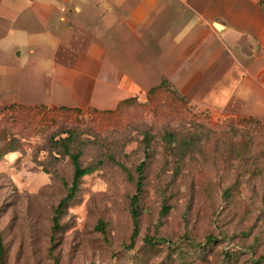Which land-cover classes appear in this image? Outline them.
Returning <instances> with one entry per match:
<instances>
[{
  "label": "rangeland",
  "instance_id": "374dc122",
  "mask_svg": "<svg viewBox=\"0 0 264 264\" xmlns=\"http://www.w3.org/2000/svg\"><path fill=\"white\" fill-rule=\"evenodd\" d=\"M67 131L95 170L55 226L73 173ZM0 152V264H264V114L149 96L112 113L11 105Z\"/></svg>",
  "mask_w": 264,
  "mask_h": 264
},
{
  "label": "crops",
  "instance_id": "0c3cea01",
  "mask_svg": "<svg viewBox=\"0 0 264 264\" xmlns=\"http://www.w3.org/2000/svg\"><path fill=\"white\" fill-rule=\"evenodd\" d=\"M163 79L191 107L263 115L260 0H0V108L114 110Z\"/></svg>",
  "mask_w": 264,
  "mask_h": 264
},
{
  "label": "trees",
  "instance_id": "16d2710c",
  "mask_svg": "<svg viewBox=\"0 0 264 264\" xmlns=\"http://www.w3.org/2000/svg\"><path fill=\"white\" fill-rule=\"evenodd\" d=\"M263 1L264 0H260V6L264 10V4H263L264 2ZM157 95H159V97H157ZM148 96H149L150 102H152L155 99L158 100V98H162V102H166L167 106L169 108H170V106L172 107L174 105H176V107H177V104H179L181 108L182 107L184 108L187 106L185 97L178 94L174 89H172L171 85L165 79H163L157 86L151 88L148 92ZM153 96H155L156 98ZM134 98L135 97H129V98H126V99L120 101L114 110H96V109H93L91 111H94L97 113L117 112L121 107H123V106L125 107L126 105H128L130 103V101L133 100ZM53 109L72 110V109H76V108L60 106V107H54ZM66 133H67V135L64 138H62V143H63L62 146H63L64 152L67 154V156L71 160V163L73 166V173H72L70 184L68 185V187L66 189L65 195L59 200V202L57 203V205L54 209L53 222H54L55 226L58 225V219H59L63 209L68 206L69 202L75 197L76 193L78 192L82 177L92 173L95 170L94 165H88V166L81 165L79 152L74 153V152L69 151V144L68 143H70V141L72 140L73 134L70 131H67ZM167 135L173 136L172 133H168ZM147 144H148V142H146V145ZM9 151H12V150H7L5 153H7ZM5 153L0 152V158L3 157V155ZM144 168H145V162L144 161H141L135 167V172L137 173V179L135 182V192L131 198V213H132V217L134 219L135 227H134L133 235L131 238H133L134 235L136 234V225H137L136 220H137V216H138L137 203H138L139 196L142 192V179H143ZM210 241H211V238H208V242H210ZM1 253H2V243H1V239H0V256H1Z\"/></svg>",
  "mask_w": 264,
  "mask_h": 264
},
{
  "label": "water",
  "instance_id": "95a60500",
  "mask_svg": "<svg viewBox=\"0 0 264 264\" xmlns=\"http://www.w3.org/2000/svg\"><path fill=\"white\" fill-rule=\"evenodd\" d=\"M215 25H217V23H214Z\"/></svg>",
  "mask_w": 264,
  "mask_h": 264
}]
</instances>
